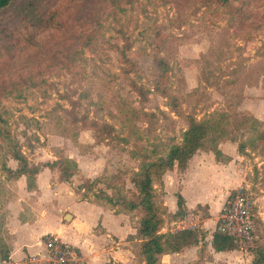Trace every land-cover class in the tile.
Returning a JSON list of instances; mask_svg holds the SVG:
<instances>
[{"label": "rangeland", "instance_id": "1", "mask_svg": "<svg viewBox=\"0 0 264 264\" xmlns=\"http://www.w3.org/2000/svg\"><path fill=\"white\" fill-rule=\"evenodd\" d=\"M33 1L35 13L58 10L61 20L41 39L35 14H20L28 1L16 0L0 12V112L30 169L38 166L39 172L48 162L70 158L76 162L74 173L64 179L53 168L50 184L62 180L82 198L119 213V205L97 195L133 197L130 176L140 158L130 152L149 149L151 143L165 151L181 140L188 125L185 115L201 119L213 113L221 128L208 131L201 149L216 151L227 142L230 152L242 156L237 161L247 163L248 170L237 187H247L256 209L264 211V200H257L259 194L264 199V139H259L264 132V0ZM33 33L39 46L26 41ZM115 45H130L126 53L137 70L122 72L130 66L120 63ZM152 45L168 64L162 79ZM138 86L146 91L145 98L135 90ZM156 87L177 97L182 115ZM129 108L138 111L131 123L124 113ZM105 123L114 127L110 134ZM124 136L128 142L120 140ZM1 146L4 259L10 244L23 237L27 242L28 232L20 228L23 219L38 213L40 202L50 203L38 194V172L17 177L3 168L15 170L18 163ZM121 212L138 225L139 210ZM130 239L136 253L134 235ZM138 260L135 256L131 264Z\"/></svg>", "mask_w": 264, "mask_h": 264}, {"label": "crops", "instance_id": "2", "mask_svg": "<svg viewBox=\"0 0 264 264\" xmlns=\"http://www.w3.org/2000/svg\"><path fill=\"white\" fill-rule=\"evenodd\" d=\"M217 150L219 155L214 150L200 148L183 169L175 166L154 181L156 201L166 208L161 231L189 229L197 236L196 243L161 254L159 264H251L250 252L235 248L217 251L212 244L222 206L248 170L247 163L241 166L237 161L238 157L241 160L243 157L228 150L227 142L220 143ZM52 173L49 167L38 172V194L48 198L50 204L40 202L39 212L30 213L28 220L23 219L20 228L28 232L27 242L23 237L10 244L9 257L17 259L29 253H43V235L56 233L63 241L78 248L86 264H108L111 261L131 264L136 253L130 236L134 235L137 244L141 242L138 225L130 222L127 213H115L102 202L82 198L62 180L51 185ZM249 182L246 180L247 185ZM179 196L182 199L180 211ZM257 200H264L262 194ZM63 209L65 213L61 214ZM256 211L258 219L264 222V211Z\"/></svg>", "mask_w": 264, "mask_h": 264}, {"label": "trees", "instance_id": "3", "mask_svg": "<svg viewBox=\"0 0 264 264\" xmlns=\"http://www.w3.org/2000/svg\"><path fill=\"white\" fill-rule=\"evenodd\" d=\"M26 4L22 5L20 14L23 17L33 18L37 23L39 38L41 34L49 28L55 29L59 26L61 20L59 11L55 10L50 14L47 11H33L35 3L33 0H26ZM223 4H226L229 0H221ZM16 0H0V12L10 7ZM35 14V15H34ZM34 15V16H33ZM33 33L32 36L27 37L26 41L30 45L34 46L40 44V41ZM161 35V33L159 34ZM157 35V36H159ZM25 39V37H24ZM91 45V44H90ZM130 48V45H115V50L118 53L120 63L129 65L130 68H123L122 72L128 75L129 71L137 70V65L127 55L126 50ZM152 57L157 64L159 70L158 79L166 77L168 74V64L163 57L159 56L158 49L152 45ZM135 90L143 97L146 96V91L142 86L134 87ZM156 90L166 95L169 99L168 105L175 109L177 115H182L181 109L178 106L177 97L170 94L166 89L156 87ZM130 109V108H129ZM126 113L125 120L131 123L136 117H138V111L130 109ZM188 122L187 128L183 131L181 140L179 142L172 143L166 148L165 151L159 149V144L151 143L149 149L132 150L131 156H137L140 158V165L137 170L133 171L130 176V181L135 187V192L132 198H128L124 195H117L115 200L112 196L107 195L104 192L98 193L112 206L119 205L121 211L139 210L142 214L138 223V236L141 238V242L138 244L136 256L138 257L139 264H159V256L164 253L174 252L182 249L185 245L194 244L197 242L196 234L189 229H178L174 231L162 232L163 215L166 212V208L156 201V191L153 186L154 181L159 180L163 173L167 170H171L175 166L178 169H183L187 160L192 156L196 150L202 146V140L206 137L207 133L211 129L221 128L215 125L216 117L214 114H210L208 118L197 119L194 115H185ZM96 124V123H95ZM97 125V124H96ZM105 127L109 128L107 131L109 134L114 130V127L105 123ZM138 134V133H137ZM259 139H264V132L259 135ZM122 141L128 142V136L121 137ZM0 144L2 148H5V154L9 155L13 160L17 161L18 167L15 170L10 169L7 165H3V168L14 176L20 175H35L39 167L35 166L30 169L27 159L20 151V146L12 135L10 129L6 125V121L0 112ZM240 153H244V143L238 145ZM216 155H219V151H215ZM45 166L50 169L57 168L61 176L64 179L69 178L76 168V162L70 158H58L52 162H48ZM178 211L181 210L182 199L178 197ZM256 231L263 237V242L250 248L252 254L251 264H264V225L259 222V219H255ZM213 247L215 250H230L234 249L235 245L231 239L224 233L217 229L213 233ZM6 253L3 257L7 259L8 249L4 250ZM122 264V263H117Z\"/></svg>", "mask_w": 264, "mask_h": 264}, {"label": "built area", "instance_id": "4", "mask_svg": "<svg viewBox=\"0 0 264 264\" xmlns=\"http://www.w3.org/2000/svg\"><path fill=\"white\" fill-rule=\"evenodd\" d=\"M256 218L258 212L252 193L247 187H237L222 206L216 229L228 236L235 247L246 251L263 242V237L256 231ZM42 243L43 253L0 259V264H86L78 248L63 241L56 233L44 234Z\"/></svg>", "mask_w": 264, "mask_h": 264}, {"label": "water", "instance_id": "5", "mask_svg": "<svg viewBox=\"0 0 264 264\" xmlns=\"http://www.w3.org/2000/svg\"><path fill=\"white\" fill-rule=\"evenodd\" d=\"M69 215L67 214V217H68Z\"/></svg>", "mask_w": 264, "mask_h": 264}]
</instances>
